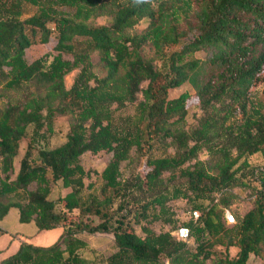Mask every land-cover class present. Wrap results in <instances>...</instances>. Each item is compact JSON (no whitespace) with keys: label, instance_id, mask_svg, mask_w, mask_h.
Instances as JSON below:
<instances>
[{"label":"trees","instance_id":"obj_1","mask_svg":"<svg viewBox=\"0 0 264 264\" xmlns=\"http://www.w3.org/2000/svg\"><path fill=\"white\" fill-rule=\"evenodd\" d=\"M27 4L38 10L23 17ZM100 17L108 21L98 23ZM142 18L146 28L130 33ZM52 38L55 51L27 60L30 46ZM77 68L67 87L65 76ZM263 71L264 0H0V87L33 86L0 107V222L17 209L37 231L63 227L50 245L20 240L0 264H98L80 236L96 232L115 237L105 264H207L217 245L226 255L215 264L264 258V169L257 172L250 160L264 156V103L253 98ZM186 82L207 111L192 128L191 93L170 97ZM131 104L134 111L126 112ZM61 114L70 127L53 145ZM86 151L113 152L99 185L86 183ZM250 178L262 188L230 224L232 188ZM59 182L70 190L52 198ZM180 199L199 211L182 223L194 249L172 231L178 219L170 202ZM157 220L172 228L157 232L149 225Z\"/></svg>","mask_w":264,"mask_h":264},{"label":"rangeland","instance_id":"obj_2","mask_svg":"<svg viewBox=\"0 0 264 264\" xmlns=\"http://www.w3.org/2000/svg\"><path fill=\"white\" fill-rule=\"evenodd\" d=\"M179 2V0H178ZM56 9L65 10V11H72V8L67 6H56ZM38 10L37 6H33L27 4L25 6V12L23 17L31 15ZM195 14L192 12L190 15V19H194ZM108 21L106 17H100L98 19V23H105ZM147 26L146 20L142 18L139 22L135 24V26L131 27L128 31L130 33L141 32ZM181 28L185 27L184 20L180 24ZM56 40L52 38L47 43H36L30 46L26 50V58L28 61H32L33 59L44 55L47 52L55 51L54 45ZM148 51L153 54L154 50L151 46L147 47ZM197 56L199 58H205L206 52L204 50H200L197 52ZM78 68L72 70L65 76V83L67 87H70L73 83L74 77L78 72ZM29 90H33V86L31 84L24 85L19 88H6L4 86L0 87V107L7 106L12 103H16L20 101ZM184 91H189L191 93V99L188 102L189 107V114L187 120V126L189 128L197 126L203 117L206 115L207 111L201 107L199 98L196 95L195 88L189 82L184 83L180 87L174 88L170 90V97H176ZM253 98L254 103H264V71H263V78L260 80L254 87H253ZM256 105V104H255ZM135 104L128 105L125 109L126 112H133ZM70 127V120L69 115H58L54 120V129L55 134L51 137L50 142L53 145H57L61 143L67 131ZM28 139L23 140L22 146L20 148V152L16 157L15 160V169L14 172L11 174L12 178H15L18 167L19 161L25 154V150L27 147ZM172 150V149H170ZM113 157V152H99L93 153L91 151H86L81 156V162L83 165L91 171V174L86 177V183L96 182L97 185L101 183V173L104 170L105 166L109 163V161ZM201 158H208L206 154H201ZM251 163L258 167L257 172L260 169H264V156L260 153H256L251 157ZM126 161L121 163V167L124 169L126 165ZM125 174H129L125 172ZM169 175V172H165V176ZM33 187V186H32ZM262 188V185L259 180L250 178V184L248 186H236L232 188V192L236 195L234 202L230 206V211L233 213H240L244 214L247 210L253 207L255 203V199L257 198L258 191ZM70 188L64 187L60 182L53 185L51 197L56 198L59 195H65ZM171 207L175 211V217L178 219L177 226L182 225L183 222L187 221L190 218V211L191 205L187 203L185 200H175L171 201ZM74 219L76 218L75 216ZM157 232L159 231H166L172 228L170 224H166L161 220L153 221L149 223ZM0 227L4 229L3 233L0 234V259L2 257L7 256L8 254L17 250L19 241L23 239L25 234H32L34 230L36 233L29 235L30 237L28 240H31L34 244L38 245H50L54 243L61 232L63 231L62 226H57L50 229H43L37 232L36 224L35 223H26L21 222L19 220V212L17 209H12L8 215L0 222ZM137 231L142 234V230L139 226H136ZM173 229L172 231H174ZM82 238L88 241L94 251L97 253L98 264H105L106 261L104 260L108 257L111 253L116 250L114 234L112 232H96L93 234L89 233H82L80 235ZM191 242L189 247L194 249L196 243L193 241L191 237ZM229 255L232 257L236 253L235 247H230L228 251ZM226 255V250L223 245H217L214 247V252L210 259L207 260V264H215L220 261L221 257ZM164 261L167 258H163ZM264 262V258L256 256L254 254L251 255L247 264H262Z\"/></svg>","mask_w":264,"mask_h":264},{"label":"built area","instance_id":"obj_3","mask_svg":"<svg viewBox=\"0 0 264 264\" xmlns=\"http://www.w3.org/2000/svg\"><path fill=\"white\" fill-rule=\"evenodd\" d=\"M198 216H199V211L198 210L190 211V217L197 218ZM226 220L230 224L236 222L235 215L233 214L232 211H230V209H227L226 210ZM174 232L177 234V236L179 238L184 239V240H190L191 233H190V229H189L188 226L183 225V224L182 225H179L174 230ZM165 264H171V262L169 260H167L165 262Z\"/></svg>","mask_w":264,"mask_h":264},{"label":"crops","instance_id":"obj_4","mask_svg":"<svg viewBox=\"0 0 264 264\" xmlns=\"http://www.w3.org/2000/svg\"><path fill=\"white\" fill-rule=\"evenodd\" d=\"M0 228H1V227H0ZM36 230H37V229H36ZM37 232H38V231H37ZM2 233H3V232L0 231V234H2ZM34 233H36L35 230H34V232H32V234H34ZM32 234H25L24 237H23V239H25V238L28 239V238L30 237L29 235H32ZM21 240H22V239H21ZM29 241H31V240H29ZM19 243H20V241H19ZM18 246H19V245H18Z\"/></svg>","mask_w":264,"mask_h":264}]
</instances>
